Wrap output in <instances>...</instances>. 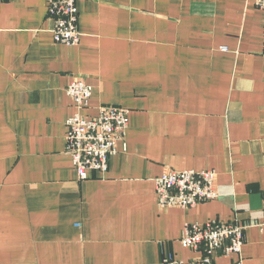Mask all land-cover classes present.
<instances>
[{
	"label": "crops",
	"instance_id": "crops-1",
	"mask_svg": "<svg viewBox=\"0 0 264 264\" xmlns=\"http://www.w3.org/2000/svg\"><path fill=\"white\" fill-rule=\"evenodd\" d=\"M50 0L0 2V264H164L200 256L188 225L244 227L264 264V12L254 0H78L77 46L54 41ZM130 111L109 172L78 181L69 83ZM214 170L219 198L161 207L154 180Z\"/></svg>",
	"mask_w": 264,
	"mask_h": 264
},
{
	"label": "built area",
	"instance_id": "built-area-1",
	"mask_svg": "<svg viewBox=\"0 0 264 264\" xmlns=\"http://www.w3.org/2000/svg\"><path fill=\"white\" fill-rule=\"evenodd\" d=\"M78 0H50L49 16L54 20L52 34L59 45L77 46L79 30ZM1 2V0H0ZM264 12V0H254ZM67 94L76 113L67 121L66 152L72 157L78 181L84 183L91 174H107L117 146L124 142L130 124V111L120 106L101 105L95 118L81 115L89 108L93 88L83 80L69 83ZM214 170L196 172L170 171L154 180L161 207L194 208L219 198ZM181 239L184 249L199 253L193 260L181 261L174 254L164 258V264H217L220 256H240L245 243L244 227L234 222L209 221L205 225H188Z\"/></svg>",
	"mask_w": 264,
	"mask_h": 264
}]
</instances>
